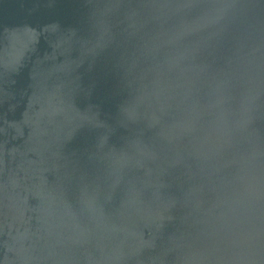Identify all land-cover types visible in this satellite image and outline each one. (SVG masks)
I'll return each instance as SVG.
<instances>
[{
    "label": "water",
    "instance_id": "water-1",
    "mask_svg": "<svg viewBox=\"0 0 264 264\" xmlns=\"http://www.w3.org/2000/svg\"><path fill=\"white\" fill-rule=\"evenodd\" d=\"M0 264H264V0H0Z\"/></svg>",
    "mask_w": 264,
    "mask_h": 264
}]
</instances>
